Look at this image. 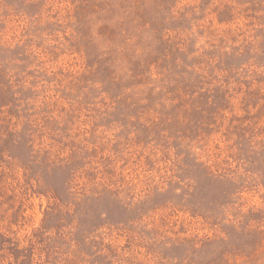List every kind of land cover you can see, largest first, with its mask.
<instances>
[{"label":"rangeland","instance_id":"374dc122","mask_svg":"<svg viewBox=\"0 0 264 264\" xmlns=\"http://www.w3.org/2000/svg\"><path fill=\"white\" fill-rule=\"evenodd\" d=\"M0 264H264V0H0Z\"/></svg>","mask_w":264,"mask_h":264}]
</instances>
